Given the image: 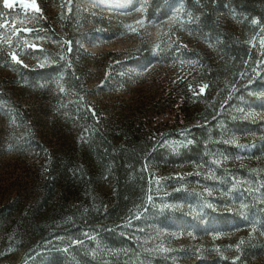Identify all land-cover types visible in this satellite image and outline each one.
<instances>
[{"label":"rangeland","instance_id":"374dc122","mask_svg":"<svg viewBox=\"0 0 264 264\" xmlns=\"http://www.w3.org/2000/svg\"><path fill=\"white\" fill-rule=\"evenodd\" d=\"M35 3L0 0V264H264V0Z\"/></svg>","mask_w":264,"mask_h":264},{"label":"trees","instance_id":"16d2710c","mask_svg":"<svg viewBox=\"0 0 264 264\" xmlns=\"http://www.w3.org/2000/svg\"><path fill=\"white\" fill-rule=\"evenodd\" d=\"M104 145L106 146V148L108 149V151L111 152L112 149L110 147V144L106 142V143H104ZM113 160L115 162V172H116V174L121 175L122 172L124 171V167H123L124 162L118 161L116 159V157H113ZM122 202H123V199L119 195L118 196V202L116 203V206L115 207L119 206Z\"/></svg>","mask_w":264,"mask_h":264},{"label":"snow or ice","instance_id":"6c2138e0","mask_svg":"<svg viewBox=\"0 0 264 264\" xmlns=\"http://www.w3.org/2000/svg\"><path fill=\"white\" fill-rule=\"evenodd\" d=\"M5 3H6V6H9V7L11 6V5L7 4V0H5ZM21 4H22L23 7L31 8V9H33L35 11H39V8L36 5L35 0H21ZM255 22L256 21H254V23ZM25 31H27V30H25ZM11 58L14 61L17 60V56L15 54H13Z\"/></svg>","mask_w":264,"mask_h":264}]
</instances>
